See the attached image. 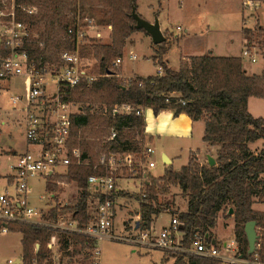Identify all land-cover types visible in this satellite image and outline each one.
<instances>
[{
    "label": "trees",
    "instance_id": "1",
    "mask_svg": "<svg viewBox=\"0 0 264 264\" xmlns=\"http://www.w3.org/2000/svg\"><path fill=\"white\" fill-rule=\"evenodd\" d=\"M6 2L0 0V6L5 7ZM15 3L17 19L32 27L33 34L26 40L24 48L37 68L60 64V53L76 47V39L68 30L76 28L79 18L89 17L98 25L111 26V42L96 44L101 76L92 81L82 80L74 87L61 84L63 101L82 104L81 111L72 116L69 146L79 147L82 158L88 163L71 164L66 176H54L67 182L75 181L81 193L75 205L56 206L43 214L45 218L55 222L61 213L70 212L80 224L88 223L91 219L89 204L96 196L89 191L88 177L105 172L99 163L102 154L142 151L144 117L113 115L111 110L115 104L142 105L153 108L156 113L173 108L176 112L188 113L193 119L205 120L203 140L217 148L216 164L210 166L208 162H201L193 153L181 169L168 167L163 176L152 177L145 195H132L140 202L139 228H149L155 216L168 210L178 217L186 246L191 244L196 233H201L208 243H212V229L220 212L232 208L238 255L264 263V232L258 230L257 249L252 255L248 253L245 233V224L252 220L256 221L257 227L264 228V212L253 209L255 198L264 197V118L249 111L251 96L264 98V73H247L241 56L212 53L183 58L179 69H173L164 59L170 49L165 40L157 46L154 56L164 68V74L136 75L124 83L114 71L112 75L107 74L136 30L131 12L133 7L137 8V0H15ZM24 6L34 7L35 11L29 13ZM256 27L257 35H264V27L259 24ZM244 31L247 36L254 35L249 27L244 26ZM8 52L7 47L0 45L1 54ZM112 127L117 129V137L103 139ZM259 139L263 140V147L258 152L253 151L249 144ZM172 186L180 188L186 199V210L178 211L169 200L162 199L170 194ZM47 188L57 189V185L48 184ZM3 225L0 221V231ZM8 227L22 233L25 264L35 260L41 264L49 257L48 243L55 232L51 227L29 223H9ZM67 235L60 233L62 248L69 254ZM165 254L175 257L173 264L220 263L219 259L198 255ZM167 260L165 255L163 261Z\"/></svg>",
    "mask_w": 264,
    "mask_h": 264
},
{
    "label": "built area",
    "instance_id": "2",
    "mask_svg": "<svg viewBox=\"0 0 264 264\" xmlns=\"http://www.w3.org/2000/svg\"><path fill=\"white\" fill-rule=\"evenodd\" d=\"M262 3V0H244L242 5L244 10L254 11ZM5 4V7L0 6V45L7 47L9 52L6 55L0 53V80H10L15 77L27 79L26 97L16 96L12 98V101L14 104L23 102L20 108L24 113L21 122L24 124L26 141L33 148L17 156L9 188L0 192V221L4 224L0 232L9 231V223H29L51 227L55 232L48 243L49 257L41 264H69L72 245L78 243V238L75 240L73 236L85 239L84 242H80V248L87 253L92 264H100V242L106 238L123 240L149 249H161L167 253H183L188 256L198 255L219 259L220 263L224 264H264L257 260L242 258L238 254L224 256L220 249L215 244L208 243L201 233H196L191 244L186 246L183 242L184 233L177 216L171 219L168 226L159 230L152 225L146 229H136L134 224L131 229L129 228L132 231L130 235L114 234V202L118 192V177L115 171L120 167L137 170L139 167L155 166L152 157L156 151L151 145L145 146L143 152L140 151L138 162L134 161L133 157L140 152H111L104 153L100 157L99 163L105 172L91 174L88 177L89 189L92 194H96L97 198L96 213L88 223L80 224L70 212L61 213L57 221L51 222L43 215L45 211H38L32 205L30 200L32 179L49 177L59 173L60 168H69L71 164L87 162V159L82 158L79 147L69 146L72 116L77 112L72 103L61 99L60 87L61 84L74 87L82 80L92 81L101 76L99 69H91L96 62L100 64L96 45L82 43L87 36L83 30V27L88 24L87 21L91 23L89 27H95L97 24L92 18H79L76 28L71 27L68 30L76 39V47L60 53L62 60L60 64L54 63L37 68L29 51L24 48L26 40L33 34L32 27L29 23L17 19L15 0H7ZM23 9L29 13L35 11V8L30 6H24ZM247 19L248 16L243 21L246 27ZM108 28L111 29V26L109 25ZM101 35L99 31L95 34L96 37H101ZM87 47L88 50H86ZM240 56L242 60L250 63H264V36L244 45ZM136 58L135 53H129V59L135 60ZM122 60V57H118L113 65H120ZM164 72V68L160 66L159 74H164ZM112 74L113 72L107 75ZM50 81H54V89L51 88ZM145 108L142 105L117 103L113 106L111 113L113 115L136 114L144 117ZM117 135V129L112 127L108 139H114ZM11 187L13 192H10ZM145 194L146 189L142 195ZM61 232L68 234L66 241L69 254H66L62 248ZM235 246H238L237 242H231L228 248ZM255 255L257 257V253ZM62 256L66 260L61 259ZM18 259H10L8 264H25L23 257ZM70 263L84 264L83 262ZM31 264L40 263L35 260Z\"/></svg>",
    "mask_w": 264,
    "mask_h": 264
},
{
    "label": "rangeland",
    "instance_id": "3",
    "mask_svg": "<svg viewBox=\"0 0 264 264\" xmlns=\"http://www.w3.org/2000/svg\"><path fill=\"white\" fill-rule=\"evenodd\" d=\"M141 9L148 7L149 0H141ZM257 9L254 11L244 10L242 7V0H207V3L201 5L196 3V0H188L185 3V8L182 7L178 0H170L167 5H163L162 8L159 4H155L158 11V20L162 31L166 36V46L170 49L164 59H168L169 65L173 69H179L181 58L188 55H201L207 52V49L213 51L209 53L221 54V52L237 53L240 56L239 46L236 41L232 45L230 51L228 45L230 43L229 38L231 33L240 29L243 24V19L248 16L247 26L254 31V35L250 37L249 41L259 40L264 35H257L258 30L256 25L261 24L264 26V0ZM137 11L144 12L143 10ZM141 15V13H139ZM142 16V15H141ZM87 25L83 27L86 35L83 44L91 45L98 43L111 42V29L108 26L96 25L95 27H89L91 24L87 21ZM135 23V21H134ZM188 29V33L186 32ZM101 32V37H96V32ZM152 41L151 35L144 29H136L132 32L126 46L124 47L122 57V63L114 66L110 65V69L115 72L117 78L126 83L129 79L139 76H151L158 75L160 64L155 61L156 48ZM207 48V49H206ZM88 50V47L87 49ZM135 53L137 58L135 60L129 59V53ZM244 69L249 74L264 73V63H250L247 60H243ZM246 66V67H245ZM91 69L100 71V65L95 64L91 66ZM122 73H121V70ZM101 72V71H100ZM54 81H50L51 88L54 89ZM28 92V83L25 77H15L10 80H0V174L3 177L0 178V192L5 191L4 185L6 183L7 174L13 175V165L17 161L18 154L24 153L29 148L25 138L24 124L22 117L24 113L20 110L23 102L14 104L12 98L23 95L26 97ZM76 112L81 111V103H72ZM96 107V106H95ZM249 111L256 117L264 118V98L251 96L249 98ZM110 135V132H109ZM108 135V136H109ZM103 137V139H108ZM263 140L259 139L256 142H252L250 147L255 151L259 148L257 146H263ZM145 142L142 150L144 149ZM257 147L256 149H254ZM260 147V146H259ZM13 149L17 152L14 153ZM200 149L204 151L203 144H200ZM143 152V151H141ZM141 152L135 154L134 161L139 160ZM103 155V154H102ZM190 152L185 148L180 155L175 158V167L180 168L182 165H187L189 162ZM207 162L206 158H204ZM157 166L151 168V174L143 178L144 172L147 166L139 167L137 170H132L125 167H120L115 171V175L121 178L133 177L140 179L151 180L152 177H159L164 174L165 163L161 156V152L157 151L156 154ZM88 163V160L85 164ZM69 172V168H60V172L52 175V177H39L30 181L31 193L30 200L33 206L37 210H43L48 213L52 208L56 206H72L77 203L80 196L81 189L75 181L67 182L64 179H58L55 177L66 176ZM5 175V176H4ZM55 176V177H54ZM137 176V177H136ZM139 176V177H138ZM147 177V178H146ZM48 179V182L46 183ZM121 180L117 179V182ZM140 181V180H139ZM46 184H56L57 189L50 190ZM47 188V191H46ZM129 196H116L115 204V216H114V234L116 235H130L131 227L133 224L135 213L139 210L140 202L134 194H139L141 191L140 182L130 181L128 183ZM147 187H144V191ZM90 193L91 190L89 189ZM147 191V190H146ZM10 192H13V188H10ZM52 196L50 197V195ZM96 195V194H93ZM41 196L42 199H41ZM164 201L169 200L171 204L183 211L186 207V199L181 195L180 188L176 186L171 187L170 194L162 197ZM97 198H95L89 204L90 210H94ZM91 218L95 213H91ZM169 211H164L158 220L157 228L160 229L163 226H168L171 219L174 217ZM218 233V237L228 240H234L233 234V222L229 221V225L226 227L223 218H219L217 226L215 227ZM262 233L263 229H259ZM76 240V239H75ZM78 243L72 245V251L68 261L70 262H83L84 264H92V260L87 256V253L80 248V239ZM82 243V242H81ZM101 256L100 264H173L175 257L169 254H165L161 249H149L146 247L131 244L129 242L117 239H104L100 242ZM226 254H232L226 252ZM168 257V260L163 261L164 256ZM23 257L22 254V234L20 231H9L0 233V264H8L10 259H18ZM61 259H65L63 256ZM69 262V264H71Z\"/></svg>",
    "mask_w": 264,
    "mask_h": 264
},
{
    "label": "crops",
    "instance_id": "4",
    "mask_svg": "<svg viewBox=\"0 0 264 264\" xmlns=\"http://www.w3.org/2000/svg\"><path fill=\"white\" fill-rule=\"evenodd\" d=\"M169 1L170 0H149V2H147L148 7L147 8L144 7L143 9H141L140 7H141L142 1L137 0V11H140V9L143 10L144 12H139V13H141L142 17L153 22L155 20V18L158 17L157 16L158 11L156 10L155 4H159V7L162 8L163 5H167ZM187 1L188 0H178V3L182 7L185 8L184 5ZM211 1H213V0H210V2ZM243 1L244 0H242V3H243ZM196 3L199 5H201L202 3L206 4L207 0H196ZM242 7H243V5H242ZM244 16L245 15L242 16L243 20H244ZM258 21H259V25L264 27L261 24L260 19ZM249 26L250 25H248L247 27H249ZM186 32L187 33L189 32L187 28H186ZM249 38L250 37L247 36L245 31H244V24H242L240 29H237L236 31H234L233 34L231 33V37L229 38L230 43L228 45L230 51H231L232 45L234 44L235 41L237 43V46H239V51H241L243 46L249 42ZM211 51H213V50L207 49L206 53H209ZM206 53H204V54H206ZM212 54H214V53H212ZM166 55H167V53H166ZM215 55H224V56H232L233 55V56H236L237 53H231L229 51L228 52L222 51L221 54L217 53ZM185 56H183L181 58V60L183 58H187V57H190L193 55L190 54L187 57H185ZM166 60L169 61L168 59H166ZM168 65H169V63H168ZM246 69H248V68H246ZM121 73H122V70H121ZM144 119H145V131H144L145 146H148V145L153 146L155 148L156 152L152 157V159L155 161V166H153V167L147 166V169L144 172L143 178L145 176L148 177V175L151 174L150 169L155 168L157 166V161H156L157 151L161 152L162 158H163V155H166L168 160H170V163L164 162L166 165L165 171L168 167H173L175 170L181 169V167L180 168L175 167V165H174L175 164V158L178 157L180 155V152H183L185 148L189 149L190 156L193 153H195V155H198L197 157L199 158V160L201 162H205V160H203L204 158H206V160H207L208 154H211L216 159L217 148L209 145L208 143H206L203 140L204 133H205V120L204 119H202V118L201 119H193L191 116H189L188 113H186L184 111L176 112L175 109H173V108L161 109L156 113L153 108H149V107L145 108ZM200 144H203L204 151H202L200 149ZM250 145H251V143L249 144V146ZM28 146H29V148L27 150L33 148L29 144H28ZM259 146H257L259 149L255 150L256 152H258L263 147L262 145H259ZM257 147H255L254 149H256ZM13 151H14V153L17 152L15 149H13ZM189 159H190V157H189ZM182 166H184V165H182ZM165 171H164V173H165ZM1 177H3V175L0 174V178ZM159 177H161V176H159ZM11 179H12V175L8 173L6 183L4 185L5 189L9 188V182ZM118 179L121 180L120 182H118V192L116 193V196H118V197L119 196H129V192H131V191L128 189V183L130 181L140 182L141 191L139 192V194H142L144 192V187L147 186V183L149 181L147 179L135 178V176L128 177L126 179L118 176ZM46 186H47V184H46ZM46 191H47V188H46ZM132 194H134V193H132ZM116 196H115V201H116ZM96 204H97V202H96ZM173 208H175V207L173 206ZM253 209L260 211V212H264V197H262V198L256 197L255 198L254 203H253ZM184 210H186V207ZM165 211H168V210H165ZM90 212L96 213V206H95V209L94 210L91 209ZM163 213H164V211L161 214H159L158 216L154 217V220H153L151 225L153 227H155L156 229H158L157 228L158 220ZM140 218H141V215H140L139 210H138V212L135 213L133 224L129 225V227L133 226L134 224L136 225L137 221L140 220ZM219 218H223L224 224L226 227L229 225V221L233 222V234H234L235 239L231 240L229 242L228 240L221 238V236L218 237V233H217L216 228H215L217 226V224H216V226L212 229V233H213L212 243L214 241L213 244H215L220 249L221 253L224 256H231L234 254H238V246L232 247L230 249L228 248V246H230L231 242H234V243L236 242V236H235L236 221H235L234 214L233 213L231 214L230 209H229V211H227V212H225V211L220 212L218 219ZM217 222H218V220H217ZM163 227H166V226H163ZM163 227H161V228H163ZM259 229H262V228L257 227V231ZM9 231H11V230H9ZM9 231H7V232H9ZM263 231H264V228H263ZM14 232H16V231H14ZM0 233H4V232H0ZM37 246H38V244L36 245V247ZM226 252H231L232 254H226ZM219 264H224V263L221 262Z\"/></svg>",
    "mask_w": 264,
    "mask_h": 264
},
{
    "label": "water",
    "instance_id": "5",
    "mask_svg": "<svg viewBox=\"0 0 264 264\" xmlns=\"http://www.w3.org/2000/svg\"><path fill=\"white\" fill-rule=\"evenodd\" d=\"M131 16L133 17L135 21V28L136 29H144L147 31L151 37L152 41L155 45L162 44L166 40V36L164 32L161 29L160 22L158 20V17L155 18V20L149 21L146 18L142 17L138 12L137 8L133 7ZM108 73H112L111 70L108 71ZM163 161L165 163H170V160L166 157V155H163ZM207 162L210 166H213L216 164V159L211 155H207ZM230 213H233V209H230ZM140 221L138 220L136 223V229L139 228ZM245 233L249 242V250L248 253L252 255L256 252L257 249V241H258V231H257V223L256 221L252 220L245 224ZM214 243V241H213ZM38 247V246H37ZM20 260L18 259V262Z\"/></svg>",
    "mask_w": 264,
    "mask_h": 264
}]
</instances>
